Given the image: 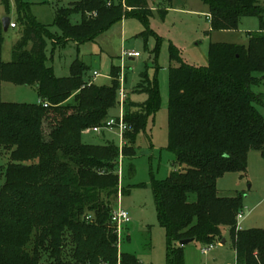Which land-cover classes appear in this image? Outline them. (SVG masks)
I'll return each instance as SVG.
<instances>
[{"label": "trees", "instance_id": "16d2710c", "mask_svg": "<svg viewBox=\"0 0 264 264\" xmlns=\"http://www.w3.org/2000/svg\"><path fill=\"white\" fill-rule=\"evenodd\" d=\"M14 1L23 30L11 62L3 63L0 23V84L32 86L39 101L0 99V264H138L118 251L121 236L111 217L119 196L130 191L120 185L118 164L136 156V133L159 105L156 87L143 72L135 91L147 101L124 100L121 149L83 143L81 134L104 128L110 110L119 107L121 70L113 71L109 86H96L76 60L69 76L55 77L47 58L52 35ZM171 1L162 0L161 17ZM199 1L212 30L235 31L243 18L258 19L259 30L248 34L247 46L212 44L204 67L183 63L170 49V61L178 64L168 69L167 150L175 170L151 180L157 219L169 248L183 240L218 244L227 231L236 264H264V230L237 229L243 194L221 197L216 186L225 173L245 175L250 150L264 159V92L253 90L264 79V8L261 0ZM152 15L147 0H81L58 11L55 43L79 45L117 21ZM183 248L171 250L172 264H184Z\"/></svg>", "mask_w": 264, "mask_h": 264}, {"label": "rangeland", "instance_id": "374dc122", "mask_svg": "<svg viewBox=\"0 0 264 264\" xmlns=\"http://www.w3.org/2000/svg\"><path fill=\"white\" fill-rule=\"evenodd\" d=\"M21 1L27 8L26 14L36 23L47 27L52 35L53 40L48 42L47 58L55 77L69 76L72 63L78 60L87 67V80L96 86H109L113 71L120 69L122 89L126 93L125 101L140 105L147 101L145 93L135 91L143 72L147 73L156 87L159 105L148 116L144 127L136 133V156L130 162L124 160L118 164L120 185L130 189L116 203V207L127 212L130 218V223L121 228L118 251L134 256L138 264H172L170 252L180 246L179 243H173L169 248L166 232L158 223L150 187L152 179L164 180L175 170L174 156L167 150L168 69L178 67V64L170 61V49L175 50L183 63L204 67L208 63V52L212 44L247 46L248 33H258V19H241L235 31H215L206 20L205 6L199 0H172L163 17L158 12L166 7L165 3L161 4L162 0H147L153 9L152 16L145 19L128 17L115 22L90 41L79 45L67 42L56 46L55 39L59 31L54 27V20L58 11L70 8L81 0ZM261 6L264 8V1ZM3 18H8L11 24L16 25L14 29L3 31L1 60L3 63H10L12 47L23 30L14 0H7V4H2L0 0V22ZM77 22L79 17L73 20V23ZM132 51L137 52L139 57L126 56ZM93 72H97L99 76L93 78ZM253 90L264 92V79ZM0 99L5 103L18 104H36L39 101L32 86H17L7 82L0 84ZM117 99L120 102L118 96ZM120 113L119 107L113 108L109 117L118 118ZM261 113L264 115L263 110ZM45 130L48 131L47 127ZM81 140L88 145L112 143L119 148L123 146L122 135L117 128H107L99 134L85 131L81 134ZM3 156L5 154L0 150V190L4 184ZM246 163L245 175L229 172L217 180L218 195L230 197L243 194L239 228L264 230V159L259 151L250 150ZM110 200L111 206H114V196ZM223 236L225 243H215L206 255L201 254V249L208 248L206 244L194 241L185 246L184 264H236L228 232L225 231Z\"/></svg>", "mask_w": 264, "mask_h": 264}, {"label": "built area", "instance_id": "2783aa9c", "mask_svg": "<svg viewBox=\"0 0 264 264\" xmlns=\"http://www.w3.org/2000/svg\"><path fill=\"white\" fill-rule=\"evenodd\" d=\"M9 28L11 29H14L16 28V25L15 24H9ZM128 57H131V58H138L139 57V54L137 52H128L127 55ZM93 77H98V74L96 72L93 73ZM120 83H121V87H120V90H119V99H120V102H119V108L121 110V113L120 115L118 116V118H110L106 121L105 123V127L104 128H92L90 130H87L88 132H91V133H100L102 132V130H105L107 128H117L121 135L123 134V132L126 130V125L124 124V121H123V105H124V100H125V97H126V93L125 91L122 89V75L120 74ZM43 106L44 107H47V104L46 103H43ZM123 142V141H122ZM120 149H121V146H120ZM120 198V196H119ZM118 198V200H119ZM242 218V213L240 212L238 215H237V221H239L240 219ZM111 221L113 223V225L115 226V229H116V234L118 235V237L120 238L121 236V228L125 225H127L128 223H130V218H129V215L127 212L121 210L120 208L116 207L112 213V217H111ZM237 229L240 230L238 224H237ZM211 249H213V245H210L208 246V248H203L201 249V254L203 255H206Z\"/></svg>", "mask_w": 264, "mask_h": 264}, {"label": "water", "instance_id": "95a60500", "mask_svg": "<svg viewBox=\"0 0 264 264\" xmlns=\"http://www.w3.org/2000/svg\"><path fill=\"white\" fill-rule=\"evenodd\" d=\"M0 23H1L3 31H7V29L9 28L10 20L8 18H3ZM192 242H193V240H183V241L179 242V246L185 247ZM224 243H225V241L221 240L220 244H224Z\"/></svg>", "mask_w": 264, "mask_h": 264}, {"label": "crops", "instance_id": "0c3cea01", "mask_svg": "<svg viewBox=\"0 0 264 264\" xmlns=\"http://www.w3.org/2000/svg\"><path fill=\"white\" fill-rule=\"evenodd\" d=\"M263 1H264V0H261L260 3L262 4ZM261 4H260V5H261ZM204 6H205V5H204ZM204 12H205V14H206V15H205L206 20H207L208 22H210V18H209V14H208V9H207L206 6H205V11H204ZM248 34H251V33H248ZM245 46H246V45H245ZM93 73H94V72H93ZM93 73H92V77H93ZM96 73H97V72H96ZM97 74H98V73H97ZM98 76H99V74H98ZM93 78H96V77H93ZM91 82H92V81H91Z\"/></svg>", "mask_w": 264, "mask_h": 264}]
</instances>
